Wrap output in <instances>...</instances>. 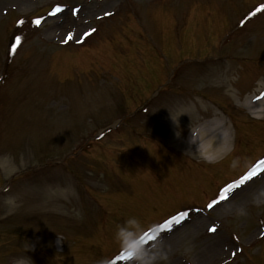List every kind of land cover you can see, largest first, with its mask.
Returning a JSON list of instances; mask_svg holds the SVG:
<instances>
[{
	"label": "rangeland",
	"instance_id": "rangeland-1",
	"mask_svg": "<svg viewBox=\"0 0 264 264\" xmlns=\"http://www.w3.org/2000/svg\"><path fill=\"white\" fill-rule=\"evenodd\" d=\"M157 60L179 61L172 88L108 132ZM261 82L264 0H0V264H264V117L243 103ZM219 118L218 161L173 141ZM174 212L140 261L113 238Z\"/></svg>",
	"mask_w": 264,
	"mask_h": 264
},
{
	"label": "bare ground",
	"instance_id": "bare-ground-1",
	"mask_svg": "<svg viewBox=\"0 0 264 264\" xmlns=\"http://www.w3.org/2000/svg\"><path fill=\"white\" fill-rule=\"evenodd\" d=\"M214 76H220L223 80L220 84L225 85L228 72L225 73L218 69L216 73L210 75L208 81H217ZM243 103L254 116L264 117V83L261 82L254 96H249ZM219 119V121H205L204 125L198 124L196 129L189 133L186 140L175 137L173 141L178 142L185 151L190 152V155L201 156L208 163L215 162L229 150L230 145L229 134H226V127H223L224 124L221 118ZM197 120L199 121V119ZM198 263L203 264L201 261Z\"/></svg>",
	"mask_w": 264,
	"mask_h": 264
},
{
	"label": "clouds",
	"instance_id": "clouds-1",
	"mask_svg": "<svg viewBox=\"0 0 264 264\" xmlns=\"http://www.w3.org/2000/svg\"><path fill=\"white\" fill-rule=\"evenodd\" d=\"M140 222L136 217H127L114 231L113 238L121 247L131 248L133 259L140 261L145 254L143 245L130 243L135 240L140 231Z\"/></svg>",
	"mask_w": 264,
	"mask_h": 264
},
{
	"label": "snow or ice",
	"instance_id": "snow-or-ice-1",
	"mask_svg": "<svg viewBox=\"0 0 264 264\" xmlns=\"http://www.w3.org/2000/svg\"><path fill=\"white\" fill-rule=\"evenodd\" d=\"M214 230V229H213Z\"/></svg>",
	"mask_w": 264,
	"mask_h": 264
}]
</instances>
